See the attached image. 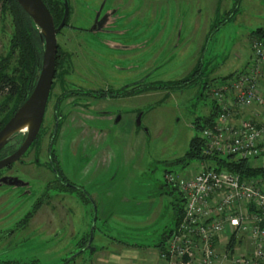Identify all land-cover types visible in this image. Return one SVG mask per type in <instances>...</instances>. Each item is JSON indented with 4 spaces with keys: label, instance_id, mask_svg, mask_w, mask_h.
I'll return each mask as SVG.
<instances>
[{
    "label": "rangeland",
    "instance_id": "374dc122",
    "mask_svg": "<svg viewBox=\"0 0 264 264\" xmlns=\"http://www.w3.org/2000/svg\"><path fill=\"white\" fill-rule=\"evenodd\" d=\"M46 1L57 19L61 15L60 0ZM69 3V27L65 32L86 39L91 34L96 44L88 45L93 50L105 47L102 42L105 38L125 40L129 33L132 41L126 46L132 45V51L137 48L140 57L136 72L149 77L142 81L141 97L115 102L116 106L100 112H121L122 120L118 124L99 121L94 127L108 135L111 164L107 167L92 164L91 153L81 159L84 162L80 163L82 171H78V177L87 180L91 192L96 191L92 201L79 192H49L56 188L48 171L33 161V151L40 141L22 157L25 164H15L19 172L14 174L23 184L0 185V264H113L122 257L110 258V252L129 250L120 239L140 244L133 247L127 263L155 264L154 245L171 226L181 204L180 194L166 183L164 172L183 169L174 161L183 156L192 137L200 136L201 131L194 123L197 117L201 121L213 110L204 82L240 71L250 60L251 36L264 28V0H69ZM94 15L100 17L93 21ZM15 18L11 0H0V73L2 70L15 79L19 88V93L12 97L0 95V125L11 115V109L20 105L27 80L30 85L37 75L30 47L27 53L15 49ZM103 20L104 24L96 28L98 33L89 32L92 24ZM106 30L108 33L103 32ZM76 45H71L68 51ZM103 70L104 77L115 72L111 66ZM124 74L125 78L130 76L128 71ZM98 76H102L101 72ZM178 81L189 82L179 88L178 84L161 86ZM137 110L146 133L135 123ZM76 115L73 112L71 117ZM126 115L134 116L129 121ZM134 130L136 134L132 133ZM139 133L142 145L139 150L132 146V157L124 164L121 149H125L126 143H136ZM78 141L74 138L70 142L72 150ZM16 143L13 140L10 145ZM70 160L74 164L77 157L70 156ZM249 164L264 165V155ZM196 166L197 161H191L185 170ZM101 203L118 204L107 220L99 214ZM121 206L131 213L118 214ZM93 226L91 248H86ZM10 231L13 232L7 234Z\"/></svg>",
    "mask_w": 264,
    "mask_h": 264
},
{
    "label": "built area",
    "instance_id": "2783aa9c",
    "mask_svg": "<svg viewBox=\"0 0 264 264\" xmlns=\"http://www.w3.org/2000/svg\"><path fill=\"white\" fill-rule=\"evenodd\" d=\"M250 52L244 69L205 87L217 114L200 130L195 169L165 173L182 214L159 240L156 264H264V177L219 166L264 155V36H251Z\"/></svg>",
    "mask_w": 264,
    "mask_h": 264
},
{
    "label": "flooded vegetation",
    "instance_id": "af4514ba",
    "mask_svg": "<svg viewBox=\"0 0 264 264\" xmlns=\"http://www.w3.org/2000/svg\"><path fill=\"white\" fill-rule=\"evenodd\" d=\"M43 1L47 4L55 25H58L63 16L64 0H60L59 2L61 6V15H59L57 19H55L53 14L54 11L49 3L46 0ZM67 3V19L62 28L59 29L56 33L57 50L55 56V72L39 132L27 151L19 159L0 168V185L2 184L6 186H20L23 184V181L18 177L16 178V175L14 174L19 172V170H17L18 168L15 167V164H25V161L22 159V157L28 152L30 148H32L33 145L35 146V143L40 141L39 146H37L33 151V161L40 169H43V171L45 172L48 171L49 174L47 175H50V182L52 186L56 188L51 189L49 192L58 194H72L75 192H79L84 197H86L88 201H92V192L88 188L89 183L87 182V180L84 181L78 177V171H82L80 163L84 162V160L81 159L83 157H88V153L83 150V147L87 146L88 140H86L84 143L82 142L76 145L75 151L71 150L70 142L73 141L76 136V130L73 126L74 118L71 117V115L73 114V112L85 115L92 114L93 112L100 113L101 111H103V109H105V107L107 108L116 106L114 104L115 102H119L125 99L136 100L137 98L141 97L142 81L148 78L149 75L141 77L140 74L136 72L140 65L138 63L140 57H138L139 52L137 48L136 50L132 51V45L129 46L130 48L126 46L127 43L132 41L129 33L128 35H126L127 38H125V40H120L119 38H105L102 40V42L105 43L106 46H103V48H101L100 50H93L90 49V46L88 45H91L93 43L96 44L94 41H92L91 34L90 36H88L89 39H86L84 36H80L79 34L75 33L76 35L71 36L69 35V33L65 32L69 27V0H67ZM99 17L100 15H94L93 21ZM25 20L24 30L20 31L18 29L19 27L15 26L14 43L16 45L15 49L20 50L21 48L22 51L27 53L29 49L30 32L28 26V15L26 13ZM104 22L105 20H103L101 23L96 22L95 24H92V29L89 32L98 33L99 31L96 28L101 27ZM74 31L77 33H88L87 30ZM103 32L108 33L107 30ZM136 33H138L137 30ZM123 35L125 34L122 33V37ZM37 38L38 42H41L40 34L37 35ZM99 42L100 41H98L97 43ZM74 43L78 45L75 46V49L72 48L73 50L68 51V49ZM12 50L13 48L11 49V51ZM36 51L37 54L33 57V59H36L37 57L40 59V51L38 46L34 47V52ZM127 62L129 63L128 65ZM37 64H35V70H37ZM109 66H111V69L115 70V72L109 77H104L103 67L108 68ZM125 71H128L130 73L129 75L132 76V78H130V76L128 78H125ZM100 72L102 76H98ZM197 74H199V72ZM188 82L189 81L170 82L161 84V86H167L171 84L173 86H177L176 84H178L179 88V85L180 87H182L185 85V83ZM208 83L209 81L204 82L203 88H205V85H207ZM95 85L98 86L96 89L94 88ZM99 85H102L103 87L99 88ZM14 86H16L17 88L15 93L13 92ZM29 88L30 85L27 80L26 91L23 94V99L21 100V102L29 94ZM18 89V83L16 82V80L11 78L8 74L2 73L1 70L0 95H10L12 97L13 95H17L19 93ZM164 89L167 88H163V90ZM102 102L106 104L99 106V104ZM10 112L11 115L8 117V119L13 115L15 110L11 109ZM139 114L140 110H137L134 116L135 123ZM100 116L102 118L109 117L113 124H118L122 120V113L118 111L117 113H111L105 112L104 110V112ZM7 120L0 125V129L7 122ZM98 121L107 123V120ZM83 122L86 126H93L91 120L86 119ZM65 127L66 132H63V128ZM138 127H140V129H142L146 133V129L141 127V116L140 125ZM61 136H63V140ZM23 139L24 137L22 135L17 136L14 139L17 142L16 145H8L7 147L0 150V160L16 151L17 148L21 145ZM61 140L63 141V143L61 142ZM61 143L63 144L62 148H64L65 152L62 160L60 159L59 154ZM73 155L77 157V160L74 164H72L70 160V156L73 157ZM168 171V169L165 170L164 178L165 173ZM59 187H63L66 189L58 190L57 188ZM69 190L70 192H68ZM12 232L13 231H10L7 234H11ZM166 232L167 231L162 234V237ZM86 245L84 247H86ZM63 263L66 264L67 262Z\"/></svg>",
    "mask_w": 264,
    "mask_h": 264
},
{
    "label": "water",
    "instance_id": "95a60500",
    "mask_svg": "<svg viewBox=\"0 0 264 264\" xmlns=\"http://www.w3.org/2000/svg\"><path fill=\"white\" fill-rule=\"evenodd\" d=\"M15 1L28 15L33 27L40 34L41 62L38 66L37 78L32 90L0 129V150L10 145L15 137L21 135L24 137L16 151L0 160V168L19 159L27 151L39 132L55 72L56 33L64 25L68 14V3L67 0H64L62 19L58 25H55L49 8L43 0ZM140 116L141 113L136 121L138 126L140 125ZM93 229L94 226L91 228L86 248H91Z\"/></svg>",
    "mask_w": 264,
    "mask_h": 264
},
{
    "label": "crops",
    "instance_id": "0c3cea01",
    "mask_svg": "<svg viewBox=\"0 0 264 264\" xmlns=\"http://www.w3.org/2000/svg\"><path fill=\"white\" fill-rule=\"evenodd\" d=\"M101 114L100 113H97V112H93L92 114H88V115H85V114H79L77 113L76 116H74V121H75V130H76V141L79 140L78 144H80L83 140L84 137H86V139L84 140H89V144L90 145H87L85 148L84 151H86L88 154H90L91 156V163L92 164H98L99 166L100 165H103L104 167H107L108 164H111V160H112V154L110 153V148H109V145H108V141L106 139V137L108 136L107 134H104L103 132H98L94 129V127H96L95 125L99 122L98 120H107L106 122H111L110 118L109 117H101L100 116ZM129 116V117H128ZM131 116H134V115H126L127 118H129V121H130V117ZM91 120V123H93V126H86L84 124V120ZM110 120V121H108ZM128 120V119H127ZM132 129V128H131ZM66 130V127L63 128V132ZM136 130H134V132H132L133 134H136L135 132ZM66 132V131H65ZM85 135V136H84ZM84 136V137H83ZM62 140H63V136H61ZM141 139V133H139L137 136H136V143H126L125 144V149H121L123 151V162L124 164H126L128 162V159H130L132 157V146L134 145V147L136 148V150H139L140 149V143L139 140ZM61 140V142L63 143V141ZM138 141V142H137ZM141 141V140H140ZM60 144L61 145V148L63 147V144ZM76 143V145H78ZM142 145V143H141ZM59 149V154H60V159L62 160L65 152H64V148L62 149ZM72 150V149H71ZM76 150V146H75V149L72 150V151H75ZM83 151V152H84ZM90 151V152H89ZM121 151V152H122ZM74 157V155H73ZM87 171V169H86ZM94 191V190H93ZM92 191V196H94L95 198V192ZM123 202H125L126 199L123 198ZM101 210H99V214H101V218L104 219V220H107L109 219V217L111 216V211L113 210V207H115L116 205H118L117 203L116 204H111V205H105L104 203H101ZM119 209H117V213L119 214H125V213H131L129 211H127L125 209V207L123 208L121 206L118 207ZM175 218V217H174ZM176 222V218L174 219V221L172 222L171 226L166 229L165 231H168ZM164 231V232H165ZM163 232V233H164ZM162 233V234H163ZM119 240V239H118ZM123 247L125 248H128L129 250L127 249H117V250H114L112 252H110L111 256L110 258H119L122 257V259L120 260H114V263L113 264H132V262L130 263V261L127 263V260L128 258L130 257V255L132 256V249L133 247H137L139 246L140 244H130L129 242H126V241H122L121 239L119 240ZM158 244L159 242L154 245V248H155V251H156V258L154 259V263L156 264L157 263V260H158V257H157V247H158ZM134 263V262H133Z\"/></svg>",
    "mask_w": 264,
    "mask_h": 264
},
{
    "label": "trees",
    "instance_id": "16d2710c",
    "mask_svg": "<svg viewBox=\"0 0 264 264\" xmlns=\"http://www.w3.org/2000/svg\"><path fill=\"white\" fill-rule=\"evenodd\" d=\"M12 3V8H13V14H15V22H16V26L19 27L18 29L20 31L24 30V25H25V12L24 10L20 7V5L15 1V0H11ZM28 26H29V47L31 49L32 52V56H36L37 51L34 52V47L38 46L39 51H40V59L36 58L33 59L34 60V68H35V64H37L38 66L40 65L41 62V42H38V38L37 35L39 34L35 28L33 27L30 18L28 17ZM253 34L256 35H260V36H264V28H259L256 31H254ZM252 34V35H253ZM35 54V55H34ZM38 69L39 67H37L36 72L38 73ZM36 74V73H35ZM37 78V75L35 76ZM36 81V80H35ZM35 81H33L32 83H30V88H29V92L32 90ZM206 87V85H205ZM17 90L16 86H14L13 92L15 93ZM212 112L210 113L209 116L203 117L202 120L200 121L199 118L197 117L195 125L196 128L201 130L204 127L211 125L212 122L215 119V116L217 114V109L216 106L214 105V103L212 102ZM200 121V122H199ZM202 139L200 136H195L192 137L189 145H188V149L186 150V152L183 154L182 157L177 158L174 163H176L177 165H181V167H185L187 164H189L191 161H194L196 159L199 158L200 156V151L202 149ZM219 163V162H218ZM225 166L227 167L228 170H230L231 172H236L238 174H240L242 177H264V165L262 166H250V164L248 163V161H240L238 163H232V162H227L224 160H221V164H219V166L221 167ZM181 205L178 206V208H176V222L180 219L181 214H182V209H181Z\"/></svg>",
    "mask_w": 264,
    "mask_h": 264
}]
</instances>
